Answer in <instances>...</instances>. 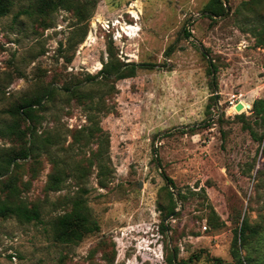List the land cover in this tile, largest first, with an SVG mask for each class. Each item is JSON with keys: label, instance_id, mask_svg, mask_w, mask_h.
<instances>
[{"label": "rangeland", "instance_id": "374dc122", "mask_svg": "<svg viewBox=\"0 0 264 264\" xmlns=\"http://www.w3.org/2000/svg\"><path fill=\"white\" fill-rule=\"evenodd\" d=\"M81 1L88 3L85 20L62 9L43 18L18 16L33 0H13L0 18V155L22 145L3 135L12 123L7 111L49 87L60 93L40 113L38 131L58 134L56 155L68 166L85 163L97 144L81 151L69 146L72 132L88 122L84 107L62 89L88 76L99 80L111 53L136 70L97 90L92 100L96 105L98 95L104 98L95 118L105 139L107 187L98 186L92 167L78 186L67 178L52 191L45 154L36 158L35 172L30 158L14 160L21 164V198L39 206L41 220H0V264H169L170 253L185 262L198 254L189 264H234L237 222L246 218L264 230V125L251 112L264 99V47L248 32L264 25V0L252 15L238 17L233 11L249 0H223L226 12L214 21L202 13L208 0ZM210 63L216 67L211 75ZM161 173L174 182L168 190L176 202L163 230L158 206L165 207L168 197L160 191ZM80 187L99 230L78 244L55 242L51 219ZM177 192L187 196L184 205Z\"/></svg>", "mask_w": 264, "mask_h": 264}, {"label": "trees", "instance_id": "16d2710c", "mask_svg": "<svg viewBox=\"0 0 264 264\" xmlns=\"http://www.w3.org/2000/svg\"><path fill=\"white\" fill-rule=\"evenodd\" d=\"M86 2V1H85ZM262 0H249L242 2L233 14L238 17L240 12L252 15L255 13L256 7ZM13 5V0H0V18L9 13ZM88 3L81 0H33V2L24 10L17 13L18 16L43 18L48 14L58 10H66L72 12L77 19L85 20L89 18ZM226 7L223 0H208L202 13L205 17L214 21L216 17L224 16ZM227 13L225 16H228ZM256 38L257 45L264 47V25L260 28L253 27L248 31ZM186 36H190L185 32ZM136 66L134 64L123 63L119 61L113 54L109 53V57L99 71L100 79L88 76L86 80L79 83L64 86L62 91L64 97L68 100H75L84 107L88 125L81 127L79 130L72 132V141L69 146H75L78 151L88 147L91 143L97 144L94 150H91L89 157L85 159V163L78 160L72 167L68 166V160L59 159L56 153L61 150L58 147V134L39 133L38 124L43 118V113L48 106L52 104L59 92L57 88L45 87L30 96L21 97L17 105L12 106L7 112L12 117V123L2 128L4 136H15L22 141V145L16 150L8 149L4 154L0 155V176L7 175L4 182H0V220L13 218L19 223L40 222V209L35 203L27 204L21 198V187L17 184L16 172L21 168V164L14 162L17 159L30 158L33 163V172L36 158L41 154H45L51 164V172L48 174L46 187L49 190H60L63 182L67 178L73 179L75 186H78L90 173L92 167L97 170V184L100 188L107 187V176L110 170L103 162V146L105 139L100 134V128L97 126L95 114L100 112L101 104L104 98L98 95L96 105L92 103L94 94L97 90L103 89L109 83H114L128 77H133ZM209 74L216 72L214 64L210 63ZM112 88V87H111ZM214 101V98L212 99ZM252 115L257 117V122L264 125V99L256 100L251 109ZM238 118H244L241 114ZM192 130V129H190ZM81 153V152H79ZM76 155V154H75ZM12 166L11 173L8 175L9 168ZM165 181V185L160 191L168 197V204L165 207L158 206L161 214V229H165L163 221L172 215L176 209V202L169 188L175 189V184L164 173H161ZM28 182L22 183V188L26 189ZM86 190L80 187L72 195L64 200L66 208L64 211L51 219L52 239L62 244H78L85 237L97 232L99 226L97 221L91 214L85 198ZM199 198H203V194L194 193ZM177 199L184 205L187 196L177 192ZM210 214L214 215L211 210ZM240 220V219H239ZM175 257L177 247L173 248ZM94 249L93 252H96ZM230 254L234 264H264V230H257L246 221V218L237 222L233 230ZM199 255L195 254L188 261H176L173 259L172 253L167 257L169 264H189L193 260H198ZM223 264L219 260L210 259Z\"/></svg>", "mask_w": 264, "mask_h": 264}, {"label": "water", "instance_id": "95a60500", "mask_svg": "<svg viewBox=\"0 0 264 264\" xmlns=\"http://www.w3.org/2000/svg\"><path fill=\"white\" fill-rule=\"evenodd\" d=\"M224 6L226 7V5L224 4ZM235 109L237 111H239L241 109V104L240 103H237L236 106H235Z\"/></svg>", "mask_w": 264, "mask_h": 264}, {"label": "built area", "instance_id": "2783aa9c", "mask_svg": "<svg viewBox=\"0 0 264 264\" xmlns=\"http://www.w3.org/2000/svg\"><path fill=\"white\" fill-rule=\"evenodd\" d=\"M231 106L233 107H235L236 106V102H235V100H233L232 102H231ZM12 259H14V258H12Z\"/></svg>", "mask_w": 264, "mask_h": 264}]
</instances>
